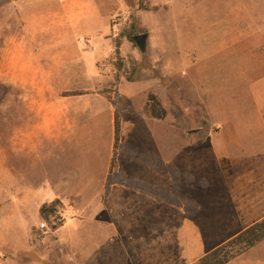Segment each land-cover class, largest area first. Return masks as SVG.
<instances>
[{"label": "rangeland", "instance_id": "1", "mask_svg": "<svg viewBox=\"0 0 264 264\" xmlns=\"http://www.w3.org/2000/svg\"><path fill=\"white\" fill-rule=\"evenodd\" d=\"M141 33L142 49L133 39ZM44 51L51 52L50 82H19L13 60ZM262 77L264 0H0V142L18 175H5L4 198L17 187L34 189L37 198L34 210L21 213L30 222V249L15 255L0 247V257L12 264H131L130 247L138 264H152L156 255L193 251L187 220L197 209L204 216L209 196L187 167L204 172L200 147L211 128L237 99L251 106L252 85ZM243 135L255 141L244 156L257 193L245 202L260 205L264 131ZM157 154L163 175L147 168ZM231 175L233 183L238 174ZM8 197L10 209L0 216L8 219V238L18 239L22 221ZM43 204L52 211L42 217ZM217 215L209 216L212 228H200L206 242L188 264L218 246L226 264H264V238L251 246L228 242L243 229ZM216 238L222 241L209 243Z\"/></svg>", "mask_w": 264, "mask_h": 264}, {"label": "crops", "instance_id": "2", "mask_svg": "<svg viewBox=\"0 0 264 264\" xmlns=\"http://www.w3.org/2000/svg\"><path fill=\"white\" fill-rule=\"evenodd\" d=\"M50 59L51 52L46 54L45 51L43 54H28L25 57L23 56L22 59L21 56L18 55L17 64L16 61L13 60V76H16L17 73L19 82H30L32 80L31 78H37L43 83H49L52 75V66L50 64L46 66V61ZM41 62H44V64L42 65ZM26 69L28 70L29 78L25 81L23 78L27 73L25 71ZM32 81L36 80L34 79ZM251 94V106H248V102H240L239 99H237L236 108L231 110V113L229 111L221 112V123L215 127L216 129H213V127L211 128L212 134L210 139L205 141L204 145L200 147H204L205 151L204 164L206 167L204 172L197 173L193 171L189 165L187 167L189 174L193 176L194 180H204L205 185L203 186V190L205 191V195L209 196V199L204 203V216L200 213L198 214L197 209V211H194V217L192 218V216H189L187 220L189 233L187 237L189 241L187 243L192 244L193 251L188 250V252L167 253L162 254L161 257L156 255L157 257L153 259L155 262L152 264H188L195 255L194 247L197 246L199 248L206 242L203 239L200 228H212L215 225L213 224L215 220L213 221L209 218L213 212H218L216 221H236L238 222L237 228L243 230L264 216V192H260L257 195L260 205L257 204V201L251 203L245 202V199L252 201L250 197L257 193L254 192L253 168H246L250 158L244 156V153L250 148L248 146L255 144V141L247 143L245 141L246 137L243 135V133L249 131H264V77L260 78L258 82L252 85ZM34 129V125L32 128L30 125H27L24 130L30 131ZM262 146L263 144L260 145V147ZM195 148L197 149V147H194V149ZM20 149L23 148H20V146L17 149L14 148V153H19ZM33 150L32 148L31 153H35ZM28 151L30 152V148ZM256 155L259 158L257 152ZM148 160L149 161L146 163L151 166L147 168L155 172L159 169L162 174L164 165L163 155L157 154L155 157ZM9 167L8 159L5 157L4 147L0 142V215H3L2 212L10 209L7 202L9 201L8 196H11V206L20 213L19 221H22L18 228L21 233L20 236L17 237L18 239H9L8 237L11 235L12 231L7 224L8 219L0 216V247H6L12 252L11 254L16 255L17 252L28 251L30 249V222L24 220L25 216L21 213L25 210H34L37 198H35L36 192H34V189L31 190L21 187L13 189L8 188V196L4 198V177L5 175L10 176V174H14L13 167ZM236 172L238 178L236 177L233 183L226 181L229 175ZM15 177L18 179V175H15ZM242 179L245 181L243 182ZM235 185L238 186L235 187ZM4 201L6 203L2 204ZM227 212H229V216L228 214L226 215ZM196 216H198L199 220L203 219V226L194 220ZM23 221H25L26 224H24ZM228 236L229 235H227L226 238H228ZM219 241L222 240L217 238L209 239V243H218ZM180 243H182L181 240ZM0 264L12 263H7L0 257Z\"/></svg>", "mask_w": 264, "mask_h": 264}, {"label": "trees", "instance_id": "3", "mask_svg": "<svg viewBox=\"0 0 264 264\" xmlns=\"http://www.w3.org/2000/svg\"><path fill=\"white\" fill-rule=\"evenodd\" d=\"M115 56L118 58L119 56V49L118 46L115 48ZM128 81H131L132 78L131 76L127 77ZM148 99L156 106H159V103L156 101L154 95L150 94L148 96ZM120 100L118 92H114V103L118 104ZM148 102V101H147ZM148 103L145 105V109ZM153 117L161 118L163 115V111L161 114H151ZM120 138V120H119V115H118V109L115 110L114 113V144H118ZM112 166V165H111ZM109 184H106V189L108 190ZM49 211H52L51 205H45L43 204L40 209V215L43 217L45 214ZM44 214V215H43ZM264 238V219L255 222L251 226L247 227L246 229L242 230L238 234H236L232 239H230L228 242H234V241H244L247 246H251L255 242L259 241L260 239ZM227 242V243H228ZM220 246L214 248L210 252L206 253L204 256H202L199 259L200 264H225L229 260L228 257H224L222 259H217L218 254L220 252ZM127 253L129 257V261L131 264H138L135 256L133 255L130 247H127Z\"/></svg>", "mask_w": 264, "mask_h": 264}, {"label": "water", "instance_id": "4", "mask_svg": "<svg viewBox=\"0 0 264 264\" xmlns=\"http://www.w3.org/2000/svg\"><path fill=\"white\" fill-rule=\"evenodd\" d=\"M133 39L140 49L144 48L145 41H146V34L145 33L137 34L133 37Z\"/></svg>", "mask_w": 264, "mask_h": 264}, {"label": "built area", "instance_id": "5", "mask_svg": "<svg viewBox=\"0 0 264 264\" xmlns=\"http://www.w3.org/2000/svg\"><path fill=\"white\" fill-rule=\"evenodd\" d=\"M64 215L66 216V213H64ZM40 227H41V228H44V227H46V224H45V222H42V223L40 224Z\"/></svg>", "mask_w": 264, "mask_h": 264}]
</instances>
